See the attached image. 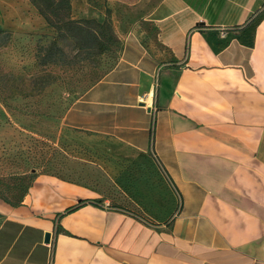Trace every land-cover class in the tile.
<instances>
[{"label":"crops","instance_id":"0c3cea01","mask_svg":"<svg viewBox=\"0 0 264 264\" xmlns=\"http://www.w3.org/2000/svg\"><path fill=\"white\" fill-rule=\"evenodd\" d=\"M125 14L117 61L65 126L161 171L176 211L112 209L40 173L20 205L0 198V264H264V0H137Z\"/></svg>","mask_w":264,"mask_h":264},{"label":"rangeland","instance_id":"374dc122","mask_svg":"<svg viewBox=\"0 0 264 264\" xmlns=\"http://www.w3.org/2000/svg\"><path fill=\"white\" fill-rule=\"evenodd\" d=\"M137 0H71L73 20L111 24L104 54L80 51L73 42L65 56L46 48L57 37L29 0H0V194L22 199L37 174L50 173L92 187L112 209L166 221L177 204L161 171L150 169L126 149L65 126L70 107L100 81L118 58L116 27ZM108 9L110 13H108ZM142 176V178L140 177ZM146 218V217H145Z\"/></svg>","mask_w":264,"mask_h":264},{"label":"trees","instance_id":"16d2710c","mask_svg":"<svg viewBox=\"0 0 264 264\" xmlns=\"http://www.w3.org/2000/svg\"><path fill=\"white\" fill-rule=\"evenodd\" d=\"M29 1L36 6L37 11L45 19L48 26L54 28L57 31V37L46 48V56L49 58L48 60H45L43 62L45 65L48 63H52L53 60H51V56H65V46L67 45L65 43H67L68 41L73 42L74 47L80 51H94L96 55H101L107 52V45L111 42V40L105 42L101 40V37H104L107 33L110 32V30H112L111 24L108 20H106L103 24H100L94 20H73L71 18V0ZM108 13H110L109 9ZM93 26H97V28L103 29L102 36H99L97 30H95V28H92ZM0 33H2V31H0ZM37 175L32 179L25 196L28 194L29 189L31 188ZM25 196L18 201H14L0 194L1 199L11 205H14L15 207L21 204ZM76 208L74 207L68 209L67 213L76 210ZM60 215L62 216L61 213Z\"/></svg>","mask_w":264,"mask_h":264},{"label":"water","instance_id":"95a60500","mask_svg":"<svg viewBox=\"0 0 264 264\" xmlns=\"http://www.w3.org/2000/svg\"><path fill=\"white\" fill-rule=\"evenodd\" d=\"M51 240L50 234H47L45 237V242L48 243Z\"/></svg>","mask_w":264,"mask_h":264}]
</instances>
